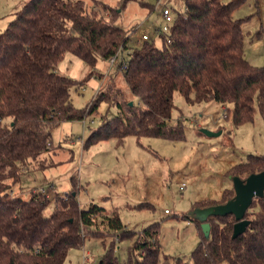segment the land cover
<instances>
[{
    "label": "trees",
    "instance_id": "trees-1",
    "mask_svg": "<svg viewBox=\"0 0 264 264\" xmlns=\"http://www.w3.org/2000/svg\"><path fill=\"white\" fill-rule=\"evenodd\" d=\"M94 1L88 10L83 0H28L0 34V264H64L72 249L85 247L87 236L103 244L99 264H264V198L253 201L245 216L250 225L236 239L233 215L209 217L206 237L202 223L183 214L199 235L190 263L162 252L159 224L131 231L116 210L95 203L83 209L76 176L69 192L54 194L50 217L43 214L51 202L46 193L34 190L24 199L11 191L30 160L46 168L41 157L55 148V128L86 120L102 102L117 105L119 112L104 120L84 147L113 138L122 145L129 136L185 140L184 122L170 119L176 92L188 104L221 103L234 126L254 120L256 103L264 111V68L244 56L242 24L250 16L234 18L247 0H185V12L173 15L161 46L143 39L136 47L129 30L116 23L138 0H118L115 7ZM120 50L122 61L113 67L139 103L131 106L125 91L110 94L104 87L86 108L77 109L71 90L79 83L58 74L65 55L95 70ZM260 172L264 156L251 155L227 175L246 180ZM222 194L221 200L196 202L192 210L226 203L234 198V188ZM146 207L154 211L149 204L138 208ZM120 241L133 242L125 261L115 255Z\"/></svg>",
    "mask_w": 264,
    "mask_h": 264
},
{
    "label": "rangeland",
    "instance_id": "rangeland-1",
    "mask_svg": "<svg viewBox=\"0 0 264 264\" xmlns=\"http://www.w3.org/2000/svg\"><path fill=\"white\" fill-rule=\"evenodd\" d=\"M83 1L88 10L95 7L94 0ZM97 1L112 7L118 3V0ZM184 1L132 2L116 24L129 30L132 47L141 45L144 35L161 46L158 29L163 25V7H172L176 16L185 12ZM27 2L0 0V34ZM228 2L225 0V3ZM247 16L250 19L242 24L244 56L251 64L264 68V0H247L234 12L235 19ZM109 66L108 62L100 60L93 70L83 60L71 54L65 55L58 74L79 83L78 89L71 90L72 102L77 109L86 108L104 87L110 94L120 88L131 102L139 103V99L131 95L122 74L114 67L109 69ZM172 104L170 119L173 123L184 122L185 140L171 142L163 138L144 137L138 141L135 136H129L122 145H118L117 139L113 138L84 147L88 136L104 120L113 118L119 112L117 105L102 102L97 112L86 118L85 127L83 121H72L55 128L52 133L55 148L41 157L46 168L30 160L21 181L11 191L28 199L34 190L44 189L51 202L43 214L50 217L55 208L54 194L69 192L73 187L72 177L76 176L81 187L78 198L83 209L95 203L108 211L116 210L131 231H142L147 226L159 224L162 252L192 263L191 254L199 243L198 230L193 222L186 221L182 216L189 215L196 202L221 200L223 191L233 188L227 172L251 155L264 156V111L259 110L256 103L254 120L234 126L232 117L227 118L229 111L221 103L188 104L176 92ZM205 130L221 134L209 136L203 133ZM183 185L185 187L181 190ZM146 204L151 205L154 211L148 207L138 208ZM132 243L118 242L116 257L127 260ZM103 253V244L87 236L85 247L72 249L64 264H99Z\"/></svg>",
    "mask_w": 264,
    "mask_h": 264
},
{
    "label": "water",
    "instance_id": "water-1",
    "mask_svg": "<svg viewBox=\"0 0 264 264\" xmlns=\"http://www.w3.org/2000/svg\"><path fill=\"white\" fill-rule=\"evenodd\" d=\"M129 105L133 106L130 102ZM203 133L209 136H220V134L212 133L205 130ZM233 182L235 196L226 203L217 206H209L207 208L193 209L189 216L203 225V232L206 237L209 236L211 226L207 224L209 217H223L233 215L236 220L234 227L233 239L243 234L249 227V221L245 219L247 212L256 198H264V172L254 173L243 180L240 177H229Z\"/></svg>",
    "mask_w": 264,
    "mask_h": 264
},
{
    "label": "built area",
    "instance_id": "built-area-1",
    "mask_svg": "<svg viewBox=\"0 0 264 264\" xmlns=\"http://www.w3.org/2000/svg\"><path fill=\"white\" fill-rule=\"evenodd\" d=\"M162 12H163L162 13L163 25L161 26V28L158 29L159 36H162L163 34L168 33L170 31L169 25L174 20L173 12H172V9L170 7H163ZM143 39L149 40V37L147 35H144ZM122 58H123V53L120 50L114 57L111 58V61L109 62V64H110L109 69H111V67H113L116 63H118L119 60L122 61ZM125 68H126V65H123V69H125ZM92 124H94L93 121H92ZM83 125H84V127L87 125L86 120H83ZM184 187H185V185L182 186L181 190H183ZM39 191L44 192V189H41ZM167 212H169V211H167Z\"/></svg>",
    "mask_w": 264,
    "mask_h": 264
},
{
    "label": "crops",
    "instance_id": "crops-1",
    "mask_svg": "<svg viewBox=\"0 0 264 264\" xmlns=\"http://www.w3.org/2000/svg\"><path fill=\"white\" fill-rule=\"evenodd\" d=\"M110 67V66H109ZM223 108H225L224 106H222Z\"/></svg>",
    "mask_w": 264,
    "mask_h": 264
}]
</instances>
